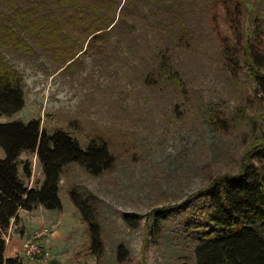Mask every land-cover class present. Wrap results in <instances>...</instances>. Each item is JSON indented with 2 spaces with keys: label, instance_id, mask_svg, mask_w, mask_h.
<instances>
[{
  "label": "rangeland",
  "instance_id": "obj_1",
  "mask_svg": "<svg viewBox=\"0 0 264 264\" xmlns=\"http://www.w3.org/2000/svg\"><path fill=\"white\" fill-rule=\"evenodd\" d=\"M127 24L101 51L87 49L84 42L64 64L55 59L56 52L42 48L27 56L3 49L22 77L24 106L0 114V123L36 119L46 133L61 129L82 149L92 139L103 140L114 158L100 176L75 164L64 168L58 192L62 210H49L53 216L41 226L23 227L16 254L33 231L46 227L45 260L21 258L22 264H194V242L185 230L184 211L196 203L190 197L215 175L236 173L243 151L264 135V90L243 62L238 68L227 62L207 24L198 28L200 43L186 51L173 47L152 17ZM223 34L231 38L228 31ZM166 47L175 57L180 83L170 79L154 86L157 77L150 66ZM34 156L20 157L31 162L37 185L42 173ZM71 183L99 201L100 259L90 251L86 227L67 196ZM165 207L169 210L158 229V217L151 213ZM120 244L128 252L121 263L116 257Z\"/></svg>",
  "mask_w": 264,
  "mask_h": 264
},
{
  "label": "trees",
  "instance_id": "obj_2",
  "mask_svg": "<svg viewBox=\"0 0 264 264\" xmlns=\"http://www.w3.org/2000/svg\"><path fill=\"white\" fill-rule=\"evenodd\" d=\"M150 17L167 32L173 47L185 51L200 43L198 28L207 24L208 35L218 38L227 62L233 68L243 62L264 90L260 73L264 67V0H0V114L11 115L24 106L22 77L3 49L27 56L42 48L56 52L55 59L64 64L82 51L84 42L87 49L101 51L114 31L130 27L128 20L136 23ZM155 59L150 66L157 77L153 85L170 79L178 85L175 57L169 49L160 50ZM0 149L4 153L0 159V264H22L19 258L5 254V239L11 224L18 223L19 211L30 212L39 206L61 211L58 192L64 168L75 164L100 176L112 168L114 158L105 141L92 139L82 149L76 138L61 129L46 133L36 119L0 123ZM22 153L36 156L43 176L39 186L26 184L25 179L32 177V165L20 159ZM67 196L86 227L90 251L102 258L97 197L72 183ZM193 198L196 203L189 204ZM190 199L181 205L189 202V210L184 211L188 214L185 230L194 242V264H264L263 134L243 151L236 173L215 175ZM168 210L151 213L158 217L156 228ZM127 254L122 244L117 246L118 262L126 261Z\"/></svg>",
  "mask_w": 264,
  "mask_h": 264
},
{
  "label": "crops",
  "instance_id": "obj_3",
  "mask_svg": "<svg viewBox=\"0 0 264 264\" xmlns=\"http://www.w3.org/2000/svg\"><path fill=\"white\" fill-rule=\"evenodd\" d=\"M21 156V155H20ZM35 159L36 156H34ZM21 159V157H20ZM34 160V159H33ZM39 169L41 170V167L39 166ZM43 179V176L40 177V182H38L37 185H34L32 182V177L29 180L25 179L26 184L28 187H34L39 186ZM53 215L50 213L49 210H45L41 206L37 207L33 211L27 212V211H19L18 213V223L17 224H11L8 236L6 237V248H5V254L7 257H16V254L19 251L21 239L24 237L25 232L23 231V227H31L35 228L38 226H41L50 220V218ZM22 232L24 234L22 235Z\"/></svg>",
  "mask_w": 264,
  "mask_h": 264
},
{
  "label": "built area",
  "instance_id": "obj_4",
  "mask_svg": "<svg viewBox=\"0 0 264 264\" xmlns=\"http://www.w3.org/2000/svg\"><path fill=\"white\" fill-rule=\"evenodd\" d=\"M49 235V230L46 227L39 228L33 231L30 239L23 245L21 255L17 258L34 259L35 257L44 258L43 243L46 237Z\"/></svg>",
  "mask_w": 264,
  "mask_h": 264
}]
</instances>
